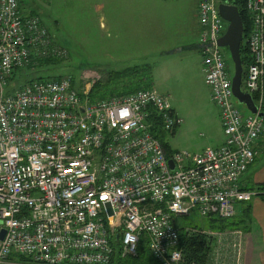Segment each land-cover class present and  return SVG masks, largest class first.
<instances>
[{
    "label": "built area",
    "instance_id": "1",
    "mask_svg": "<svg viewBox=\"0 0 264 264\" xmlns=\"http://www.w3.org/2000/svg\"><path fill=\"white\" fill-rule=\"evenodd\" d=\"M21 2L0 0V264H111L117 252L137 256L142 236L160 264H185L179 217L232 218L238 204L258 197L240 180L257 156L264 119L233 102L228 55L218 44L228 27L219 5L232 2L197 5L196 47L225 142L171 154L149 119L166 132L183 119L156 88L92 100L101 76L84 73L79 87L62 76L6 92L14 72L39 53L47 56L52 44L40 18L23 12ZM246 9L252 62L242 88L263 111L264 0H247ZM241 239L219 241L240 258Z\"/></svg>",
    "mask_w": 264,
    "mask_h": 264
},
{
    "label": "rangeland",
    "instance_id": "2",
    "mask_svg": "<svg viewBox=\"0 0 264 264\" xmlns=\"http://www.w3.org/2000/svg\"><path fill=\"white\" fill-rule=\"evenodd\" d=\"M21 1L22 11L29 14L35 12L34 16L40 18L52 41L47 56L37 54L24 74L34 79L71 76L75 86L79 87L85 74H100V80L106 82L110 73L137 66L145 77V85L151 84L160 93L168 95L173 108L184 119L183 124L187 125L184 134H180L179 130L175 133L162 132V139L169 150L198 152L202 145L215 146L218 143L221 132L219 110L212 101L210 89L201 77L185 73L181 63L185 58L189 70L196 57L192 53L176 51V46L188 41L189 36L193 43L198 39L195 32L199 23L194 17L197 0ZM227 49L224 47L226 53ZM54 50H57V55L51 56ZM231 61L228 60V70L234 74ZM23 84L12 79L6 92H13ZM127 89L120 86L115 91ZM233 102L243 114L249 113L235 97ZM260 139L264 143V132ZM235 216L237 214L228 219ZM210 221V218H201L195 213L177 219L184 226H200L203 233L214 239L207 256L209 262L225 264L224 251H230L231 259L240 264L241 257L238 258L232 245L219 241V238L242 235V254L244 228L212 230Z\"/></svg>",
    "mask_w": 264,
    "mask_h": 264
},
{
    "label": "trees",
    "instance_id": "3",
    "mask_svg": "<svg viewBox=\"0 0 264 264\" xmlns=\"http://www.w3.org/2000/svg\"><path fill=\"white\" fill-rule=\"evenodd\" d=\"M230 1L239 8V11L243 18L244 36L241 46V57L243 61L244 75H245L247 66L249 65V63L252 62V56L249 53V48L246 43V38L251 30L252 22L246 9L247 0H230ZM34 13L32 11L30 14L36 15ZM227 54H228V58L231 60L229 50L227 51ZM30 67H27L26 69L25 68L18 69L17 71L14 72V76L12 79H16L17 81L22 82L24 84L32 81L34 78L30 77L28 74H24V72ZM100 81L96 82L90 91V97L92 100H101L114 95H122V94L137 92L142 89L152 88L151 84L145 85L146 83L145 77L141 75L140 70L137 69V66L134 67L133 69L127 68L123 71H115L113 73H110L106 82L103 81L100 82ZM129 83L130 86H128ZM120 86L128 87V89L121 92L115 91L119 89ZM242 87H244L243 83H242ZM253 97L255 99V96ZM149 121L153 122V127L151 128L153 134L160 139L165 149L168 151L169 149L167 147V144L162 139L163 131L160 130L159 127L156 125L157 122L155 121V118L151 116ZM172 132L175 133V129ZM252 189L256 190L258 192V197L264 200V183L258 184L255 186V188ZM241 205H242L241 214L247 217V215L251 213V204L241 203ZM237 216H235V218L231 220L222 219V218H212L211 221L209 222V226L211 227L212 230H217V231L227 230V229H238L244 226L243 222L246 221V217L237 220ZM202 230L203 228H201L200 226H193L190 229H186V227L184 226H181L179 228L180 247L184 253L185 264H193V263L204 264L206 262L207 256L212 249V243L214 242V239L211 236H207L205 233L202 232ZM111 264H160V263L157 262L151 256L148 247L147 236H142L138 246L137 256L121 258L117 252L116 257L114 258Z\"/></svg>",
    "mask_w": 264,
    "mask_h": 264
},
{
    "label": "crops",
    "instance_id": "4",
    "mask_svg": "<svg viewBox=\"0 0 264 264\" xmlns=\"http://www.w3.org/2000/svg\"><path fill=\"white\" fill-rule=\"evenodd\" d=\"M194 17L197 18V9L196 12L194 13ZM198 32H199V27L195 32V36L196 35L198 36ZM176 51L179 52L185 51L186 54L192 53V56L194 55V57H196L195 60L196 62L193 63L194 65L192 66L190 65L189 70H187L188 63L186 62V59L182 58L183 61L181 63L183 64L182 66L184 72L186 71L185 73L187 74L189 73L194 77H196L197 75L198 77H201L202 81H205L204 71L202 66V56L196 47V42L193 43L189 36L188 41L180 42L176 46ZM173 110L176 112L174 108ZM178 116L182 118L181 115L178 114ZM219 120L220 119L218 115V121ZM183 123H184V119H183ZM182 124L175 129V132L178 130L180 134H184L186 132L187 125L186 124L182 125ZM219 124H221L220 121ZM220 127H221V132L219 135L220 139L218 140V143L215 146L202 145L201 149H199L200 151H202L207 147H212V148L219 147L225 142V135L223 132L222 125ZM256 148H257V156L254 162L251 165H249L247 171L241 176L240 186L244 189H252L255 188L256 185L264 183V143L261 139H259V141L257 142ZM177 150L180 149H171L168 150L167 152L171 154L173 151H177ZM191 152H196V151H191ZM248 203L251 204V213L247 215V217L241 214L242 212L241 203L237 205V210H236V214L240 217V219L246 217V221L243 222L245 236H244L243 250H242L240 264H264V200H262L260 197H256L251 202ZM224 255L226 258V261L224 262L225 264H236L231 259L230 251L228 252L224 251Z\"/></svg>",
    "mask_w": 264,
    "mask_h": 264
},
{
    "label": "water",
    "instance_id": "5",
    "mask_svg": "<svg viewBox=\"0 0 264 264\" xmlns=\"http://www.w3.org/2000/svg\"><path fill=\"white\" fill-rule=\"evenodd\" d=\"M220 16L228 22V27L223 36L218 40L221 47H227L234 64V74L232 76V91L233 96L238 103L244 104L249 112L258 113L264 119V111H258L253 96L244 91L242 88V81L244 75V66L241 57V46L244 36V23L239 8L233 3H221L219 5ZM170 165L173 168L174 164L170 160ZM110 214L113 213L111 207L108 208ZM2 231L1 237H3Z\"/></svg>",
    "mask_w": 264,
    "mask_h": 264
},
{
    "label": "clouds",
    "instance_id": "6",
    "mask_svg": "<svg viewBox=\"0 0 264 264\" xmlns=\"http://www.w3.org/2000/svg\"><path fill=\"white\" fill-rule=\"evenodd\" d=\"M127 114H128L127 112L122 113V115H125V116H126Z\"/></svg>",
    "mask_w": 264,
    "mask_h": 264
}]
</instances>
